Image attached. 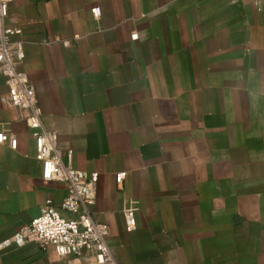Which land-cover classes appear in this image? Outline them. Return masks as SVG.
Returning a JSON list of instances; mask_svg holds the SVG:
<instances>
[{
  "label": "crops",
  "instance_id": "crops-1",
  "mask_svg": "<svg viewBox=\"0 0 264 264\" xmlns=\"http://www.w3.org/2000/svg\"><path fill=\"white\" fill-rule=\"evenodd\" d=\"M3 24L42 126L98 174L116 264H264V0H12ZM25 116L0 69V241L67 188L42 179ZM0 264L97 263L29 242Z\"/></svg>",
  "mask_w": 264,
  "mask_h": 264
},
{
  "label": "built area",
  "instance_id": "built-area-1",
  "mask_svg": "<svg viewBox=\"0 0 264 264\" xmlns=\"http://www.w3.org/2000/svg\"><path fill=\"white\" fill-rule=\"evenodd\" d=\"M11 1L0 0V69L11 103L26 111L25 121L35 140V158L41 163L42 179L63 181L67 188L58 205L47 198L36 218L14 231L10 237L1 240L0 250L34 242L42 249L53 247L60 257L90 255L97 264H116L106 243L107 224L94 221L90 213L91 206L95 203L98 174L73 167L72 151L59 149L57 132L42 126V110L34 87L21 68L24 58L22 43L11 39L13 35L20 34L21 29L3 24ZM93 10L99 15V8L95 7ZM77 37L78 35H74L73 38ZM131 37L135 38L136 34L132 33ZM67 43L68 41H63L64 45ZM16 141L15 137H10L9 146L15 148ZM4 142V133L0 131V143ZM123 178L124 173H116V183H121ZM123 215L125 229L132 231L135 228L133 211L125 210Z\"/></svg>",
  "mask_w": 264,
  "mask_h": 264
}]
</instances>
